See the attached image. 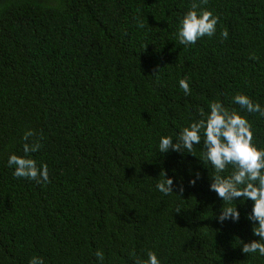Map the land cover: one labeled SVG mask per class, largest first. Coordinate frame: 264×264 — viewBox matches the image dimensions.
<instances>
[{"label":"trees","instance_id":"1","mask_svg":"<svg viewBox=\"0 0 264 264\" xmlns=\"http://www.w3.org/2000/svg\"><path fill=\"white\" fill-rule=\"evenodd\" d=\"M192 2L0 0V264H98L97 249L103 264H134L147 250L162 264H264L241 251L240 240L259 238L250 200L232 202L238 221L217 220L202 141L196 155L158 150L213 100L240 110V92L264 106V0H196L216 31L184 47L177 23ZM246 116L264 147V118ZM28 129L47 183L7 166ZM164 174L169 195L155 189Z\"/></svg>","mask_w":264,"mask_h":264},{"label":"clouds","instance_id":"2","mask_svg":"<svg viewBox=\"0 0 264 264\" xmlns=\"http://www.w3.org/2000/svg\"><path fill=\"white\" fill-rule=\"evenodd\" d=\"M217 22V16L193 0L178 20L176 42L187 47L195 44L201 37H211L216 31ZM143 26L138 23V27ZM227 35V31L221 32L222 37L226 38ZM178 86L185 95L190 94V83L186 77L178 80ZM232 103L239 105L243 114L235 108L229 109L220 100H213L208 103L206 112L200 111L198 118L192 119L186 126H181L175 137L161 135L158 150L164 153L171 148L172 151L196 155L193 146L201 145L202 141L203 151L199 158L206 167L211 165L213 169L209 190L215 192L223 202L217 220L220 223L226 220L238 221L240 211L237 203L233 206L232 202H237V198L240 203L250 200L252 207L246 218L252 225L253 235L259 238L250 242L240 240L243 245L241 251L264 257V147L254 142L252 124L246 116L247 113H256L264 118V106L240 92L232 97ZM34 135L32 129L23 133L22 154H9L7 166L12 169L14 177L47 183L48 166L44 163L38 165L30 155L41 147L39 140H30ZM198 179L200 174L196 172L188 182L195 184ZM155 189L163 195L174 192L173 177L164 174V178L155 183ZM180 190H183L182 186ZM94 255L98 264H103V251L97 249ZM28 264H45V261L43 257L33 255ZM134 264L162 262L154 251L147 250L144 258H135Z\"/></svg>","mask_w":264,"mask_h":264}]
</instances>
